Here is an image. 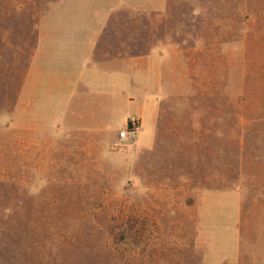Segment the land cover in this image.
Listing matches in <instances>:
<instances>
[{"label": "rangeland", "instance_id": "1", "mask_svg": "<svg viewBox=\"0 0 264 264\" xmlns=\"http://www.w3.org/2000/svg\"><path fill=\"white\" fill-rule=\"evenodd\" d=\"M8 3L0 0V264H230L221 262L239 251L264 264V0L172 1L165 37L186 45L185 84L201 91L186 98L201 101L186 103L197 142L173 145L161 132L149 150L137 148L143 131L117 141L123 125L24 128L41 122L18 102L34 47L23 30L36 17L6 16Z\"/></svg>", "mask_w": 264, "mask_h": 264}, {"label": "crops", "instance_id": "2", "mask_svg": "<svg viewBox=\"0 0 264 264\" xmlns=\"http://www.w3.org/2000/svg\"><path fill=\"white\" fill-rule=\"evenodd\" d=\"M172 1L178 0H6V16L36 17L23 30L34 33V47L18 102L20 114L33 109L41 122L24 128L106 134L134 118L140 124L136 139L141 131L146 134L137 148L151 149L161 132L170 144H195L196 136L186 134L192 127L186 103L201 101L186 98L201 91L185 84L180 58L186 56V45L175 47L165 37ZM208 199L203 196L197 207L199 224L208 222L203 220ZM249 257L239 251L221 263L263 262Z\"/></svg>", "mask_w": 264, "mask_h": 264}, {"label": "built area", "instance_id": "3", "mask_svg": "<svg viewBox=\"0 0 264 264\" xmlns=\"http://www.w3.org/2000/svg\"><path fill=\"white\" fill-rule=\"evenodd\" d=\"M140 129L138 120L131 118L129 119L122 130L118 133V140L120 143H129L136 140L137 134Z\"/></svg>", "mask_w": 264, "mask_h": 264}]
</instances>
